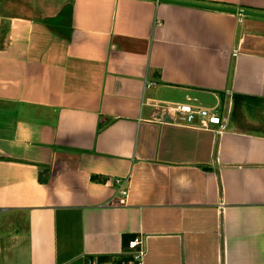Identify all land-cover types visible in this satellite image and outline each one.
Returning a JSON list of instances; mask_svg holds the SVG:
<instances>
[{"label":"crops","instance_id":"1","mask_svg":"<svg viewBox=\"0 0 264 264\" xmlns=\"http://www.w3.org/2000/svg\"><path fill=\"white\" fill-rule=\"evenodd\" d=\"M136 237L142 264H264V17L0 0V264H125Z\"/></svg>","mask_w":264,"mask_h":264},{"label":"built area","instance_id":"2","mask_svg":"<svg viewBox=\"0 0 264 264\" xmlns=\"http://www.w3.org/2000/svg\"><path fill=\"white\" fill-rule=\"evenodd\" d=\"M172 115L185 124H194L195 126L209 128L213 125L218 126L219 130L228 127V117L221 111L220 107H207L194 104L190 99L186 102H179L170 107ZM127 179H118V194L127 196L128 190L125 187ZM112 204H117L115 200ZM129 249L134 255V260L125 264H142L145 256L144 240L142 237H136L129 242ZM93 264V263H92Z\"/></svg>","mask_w":264,"mask_h":264},{"label":"water","instance_id":"3","mask_svg":"<svg viewBox=\"0 0 264 264\" xmlns=\"http://www.w3.org/2000/svg\"><path fill=\"white\" fill-rule=\"evenodd\" d=\"M153 1H162V2H169V3H175V4L177 3V4H182V5H190V6L209 8V9H214V10H219V11L238 13L241 15L264 17V13L262 12H254V11H248V10H243V9L228 8V7H223V6L207 5V4L194 3V2L177 1V0H153Z\"/></svg>","mask_w":264,"mask_h":264},{"label":"trees","instance_id":"4","mask_svg":"<svg viewBox=\"0 0 264 264\" xmlns=\"http://www.w3.org/2000/svg\"><path fill=\"white\" fill-rule=\"evenodd\" d=\"M108 259L110 260L111 257H109ZM130 260H134V257L130 256V257H126V258L122 259V261H124V262H128V261H130ZM118 263H119V262H118ZM122 263H123V262H122ZM119 264H121V262H120Z\"/></svg>","mask_w":264,"mask_h":264},{"label":"rangeland","instance_id":"5","mask_svg":"<svg viewBox=\"0 0 264 264\" xmlns=\"http://www.w3.org/2000/svg\"><path fill=\"white\" fill-rule=\"evenodd\" d=\"M51 24H54V20L51 21Z\"/></svg>","mask_w":264,"mask_h":264}]
</instances>
